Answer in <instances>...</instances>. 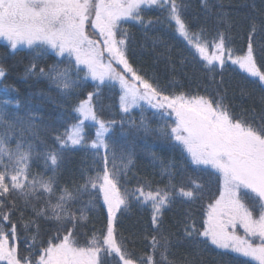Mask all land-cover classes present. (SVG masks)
<instances>
[{
    "label": "snow or ice",
    "instance_id": "1",
    "mask_svg": "<svg viewBox=\"0 0 264 264\" xmlns=\"http://www.w3.org/2000/svg\"><path fill=\"white\" fill-rule=\"evenodd\" d=\"M153 8L164 14L168 26L194 49L209 73L222 70L230 62L252 78V83L264 88V20L259 24L251 22L246 48L237 50L223 31L217 30L208 37L203 29L193 30L178 0H0V38L6 39L12 50L20 46L34 49L37 58L49 49L58 57L68 58L77 74L85 72L97 81V90L107 81L118 82L123 113L142 108L141 102H146L162 118L174 114V126L170 128L164 124L154 130L144 118L138 125L132 121V126L178 142L192 164L210 166L223 177L219 198L207 205L206 227L197 228L195 220L187 215L183 235L175 243L197 250V255L201 245L214 246L219 250L221 264H264V115L257 118L253 112L248 118L243 111L234 114L219 92L166 94L141 75L130 62V34L121 25L131 21L147 28L159 23V19L146 20L143 15L145 9ZM254 37H260L261 42L257 43ZM69 73V68L58 65L46 71L35 61L28 67L29 75L46 77L65 93L78 86ZM5 75L0 67V78ZM94 96L99 98L100 92H89L86 99L76 104V123L65 128L62 135H54L58 150L44 154L45 162L50 161L55 167L65 148L80 146L97 153L103 151L100 167L94 175H86L76 189L90 190L91 197L102 198L107 211L105 228L99 235L93 232L84 245L79 243L76 233L89 220L93 205L89 202L77 208V196L67 188L55 195L54 178L31 171L34 157L38 158L40 153L25 140L24 132L37 135L34 117L9 111L8 101L0 104V264H196L194 259L170 258L173 241L160 231V217L177 194L181 199L195 201L203 186L190 180L187 187H177L172 183L173 173L165 169L168 187L153 189L146 183L129 191L122 181L132 164L131 155L127 156V163L116 167V152L108 142L116 121L105 120L98 113ZM86 121L94 124L90 139ZM13 133L17 136L14 149L9 147ZM13 193L22 203H17ZM133 201L152 209L155 234L150 236V254L136 255L115 227L117 214ZM27 211L31 216L25 215ZM40 221L56 225L54 234L46 240L40 239ZM18 224L24 232L31 233L26 238V243L31 240L26 254L19 251ZM238 228L243 229V235L238 234Z\"/></svg>",
    "mask_w": 264,
    "mask_h": 264
},
{
    "label": "trees",
    "instance_id": "2",
    "mask_svg": "<svg viewBox=\"0 0 264 264\" xmlns=\"http://www.w3.org/2000/svg\"><path fill=\"white\" fill-rule=\"evenodd\" d=\"M178 2L183 4V15L193 30L199 32L203 29L208 37L215 35L217 30L223 31L230 37L231 46L237 50L246 48L251 22L255 20L259 24L264 20V0H178ZM143 15L146 20L159 19V23L147 28L131 21L121 25L122 29L130 34V62L141 75L164 89L166 94L183 92L190 95H209L219 92L224 95L225 103L234 114L239 115L243 111L248 118L253 112L257 118L264 115V103L261 102L264 98V88L258 83H252V78L230 62L222 70L216 69L215 72L209 73L194 49L168 26L160 10L145 9ZM88 31L91 35L92 30ZM254 40L257 43L261 42L260 37H254ZM257 43H254V47ZM33 61L46 71L53 65L70 68L74 76L83 79L82 85L75 95L62 99L58 97L49 80L38 74H28V67ZM0 67L6 72V75L0 78V104L8 101L9 111L17 112L20 116L30 114L34 117L36 126L34 131L37 135L33 137L30 132L24 135L25 140L32 143L36 152L40 153L38 158L34 157L31 171L45 178L53 177L56 183L55 195L58 196L61 190L67 188L77 196L75 204L77 208L89 202L93 205L92 210L88 212L89 220L76 233L81 245L86 242L89 231L96 229V226H102L104 229L107 223V212L102 199L91 197L90 190L76 191L77 187L84 183V177L90 175L91 171L86 168L95 150L80 146L65 148L62 150V158L55 167L51 166L50 161L45 162L44 154L50 150H58L53 139L54 135H62L65 128L76 122L78 114L73 111L76 104L86 99L89 92L99 91V98L95 96L93 98L98 113L105 120L116 121L112 132L109 133L110 149L116 150L124 144L122 147L124 151H129L131 147L134 152L138 153L141 150L143 154L142 160L140 155L135 158L137 166H140L138 169L143 171L142 178L122 181L129 191L146 183L153 189L168 187L169 179L161 178L160 174L152 178V175H146L148 170L145 168L151 159L163 161L165 165V162L172 160V156L177 169L173 184L177 187L181 185L187 187L190 180H196L203 186L200 198L190 202L181 199L177 194L171 205L163 210V215L160 217V231L173 241L170 258L178 261L186 258L194 259L196 264H221L219 250L214 246L201 245L197 255V250L175 243V240L183 235L182 230L187 215H191L195 220L197 228L204 227L207 205L219 193L218 176L204 166L192 164L186 150L178 143L173 145L174 148L170 152L163 150L159 145L152 146L148 138L136 137L131 133L120 138L117 132L127 113H123L119 107L121 90L115 81H107L97 90V81L87 77L85 72L77 74L68 58L58 57L50 49L37 58L34 49L26 47L12 50L8 44L2 42H0ZM33 95H42L49 100L44 98L36 100ZM50 96L52 98H49ZM85 128L89 139L93 138V122L86 123ZM12 195L18 204L22 203V199L16 193ZM25 215L31 216V212L27 211ZM13 219L16 217L14 216ZM40 225L41 240H46L54 234L56 228L54 223L40 221ZM115 227L118 235L130 242L129 248L136 255L151 253L150 236L155 234V226L152 224L150 205L131 202L127 209H122L121 213L117 214ZM17 231L20 234L19 251L21 254H26L30 241L27 239L26 243V238L30 237L31 233L24 232L19 224ZM30 251L31 254H35V248Z\"/></svg>",
    "mask_w": 264,
    "mask_h": 264
},
{
    "label": "rangeland",
    "instance_id": "3",
    "mask_svg": "<svg viewBox=\"0 0 264 264\" xmlns=\"http://www.w3.org/2000/svg\"><path fill=\"white\" fill-rule=\"evenodd\" d=\"M0 42L6 43V44L9 45L8 41L6 39H4V38H0ZM9 47H10V45H9ZM26 47L27 46H20L17 49L26 48ZM80 67H83V66L81 65ZM236 67L238 68V66H236ZM60 68H67V67H60ZM69 75H70L71 79L77 81L78 86L76 88H74L73 90H71L70 92H68V93H65L61 89L57 88V86L51 80H49L48 78H46V77H44V78L49 80L51 86L55 88V90H56L55 92L58 95V97L60 96L62 99H68V98H70V96L76 94L77 90L80 88V86L82 85V82H83L82 78H78V77L73 75L71 69H70ZM89 78L91 79V77H89ZM93 81H95V80H93ZM116 83L119 85V88L121 90V95H122L121 86H120V84L118 82H116ZM33 97L37 98L36 100L43 99V98L49 100L47 97H43L42 95H37V96L33 95ZM49 98H52V96H50ZM141 104H142V108L141 107H137V108L132 109L129 113H127V117L123 120V124H121V128L118 130L117 135L121 138V137L127 136L129 133H131V134H133L136 137L140 136V137H143L144 139L148 138V141H149L150 144H152V146L159 145L163 150H168V151L171 152V150L174 148L173 145L175 143H178V142H175L172 139L162 138L155 131L151 132V133H153V135H151L150 133L146 134L143 130H139L138 131L135 128H133L132 121H135V123L138 125L140 123L141 119L144 118V119H146L149 122V124L151 125L152 129H154V130L156 128H158L159 126L164 125V124H166L170 128V127L174 126L175 115L173 114L171 117L162 118L158 114L157 110L152 109L150 106L147 105L146 102H141ZM90 122L91 121H86L85 124L86 123H90ZM16 132H19L18 128L16 129ZM26 132H29V131H25L24 135H25ZM16 139H17V136L15 135V133H13L12 134V140L9 143V147H11L13 149L15 148ZM119 143L121 144L122 142L119 140ZM123 146H124V144H121V147H119V148H117L115 150V152H116V160L114 161V163H115L117 168L122 167V164L127 163V156L130 154L131 155V159H132V164L126 170L127 174H126V177L124 178V180L125 181H127V179H131L132 180L134 178L136 180H139L140 178H142L141 175H142L143 171L139 170L140 166H137L138 163H137V160L135 158H136V156L140 155L141 156V160H142V156H143L142 151L140 150L138 153H136L130 147V150L126 152V151H124L125 149H122ZM186 154H187V152H186ZM102 155H103V151H101L99 153H97L95 151L94 154L90 157L89 163H87V168H86L88 171L89 170L91 171L90 175H94L95 174V170L100 167V158H101ZM122 156L124 157V159H121ZM146 157L147 156L145 155V158ZM173 158H174V156H172V160H169L168 162H165V165H163L164 164L163 161L151 159L150 162L146 165V168H145L146 170H148L146 172V175L150 174V176L152 175V178H154L158 174H160L161 178L165 177L166 179H168V176L165 174V171H164L165 169H167V170H170L173 173L174 177H176L177 176V169H175L176 167H175V162L173 161ZM112 164H113V161H112V158L110 156L109 157V167L110 168L112 167ZM204 167L210 169L211 171H213L218 176L219 181H220V183H219L220 184L219 185V193H220L223 190V177H222V175L220 173H218L215 169H212L210 166H204ZM219 193L215 197V199L219 198ZM215 199L211 203H214ZM104 207L106 208L105 205H104ZM207 212H208V208H207L206 214H205V221L207 220ZM204 227H206V224L204 225ZM102 229H103L102 226H96V229L89 231V235H88L86 240L91 238L93 232H95L97 235H99L100 231ZM237 231H238V234H240V235L244 234L243 233V229H241V228H238ZM28 244H31V240L29 241ZM254 263L257 264V262H254Z\"/></svg>",
    "mask_w": 264,
    "mask_h": 264
}]
</instances>
